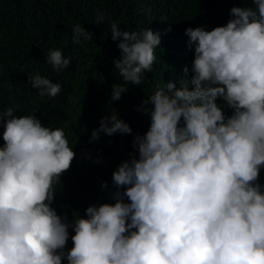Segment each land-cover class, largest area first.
Returning <instances> with one entry per match:
<instances>
[{"label": "clouds", "instance_id": "1", "mask_svg": "<svg viewBox=\"0 0 264 264\" xmlns=\"http://www.w3.org/2000/svg\"><path fill=\"white\" fill-rule=\"evenodd\" d=\"M252 4L232 7L228 22L212 30L185 29L190 79L169 80L141 102L150 127L133 136L135 154L112 173L115 202L90 205L71 223L51 206L53 184L75 157L64 130L35 114L0 111V264H264V0ZM72 33L74 44L92 39L80 24ZM110 33L119 41L114 69L126 84L141 85L161 34L122 31L116 22ZM46 63L60 72L71 57L49 49ZM28 78L41 96L62 91L39 73ZM126 90L112 85L111 99ZM101 133L132 128L112 111L90 141Z\"/></svg>", "mask_w": 264, "mask_h": 264}, {"label": "trees", "instance_id": "2", "mask_svg": "<svg viewBox=\"0 0 264 264\" xmlns=\"http://www.w3.org/2000/svg\"><path fill=\"white\" fill-rule=\"evenodd\" d=\"M234 6L254 7L252 0H0V111L11 107L18 117L35 114L46 126L62 128L75 153L70 168L53 184L51 206L58 215H66L71 223L74 216L83 217L90 205L115 202L112 173L135 154L133 136L150 127V113L142 114L138 106L169 80L190 79L191 73L185 77L183 72L193 60L185 29L225 25ZM98 13L104 15L101 23ZM111 22L122 31L150 28L161 34L152 72L145 73L141 85L126 84L114 69L112 61L120 58V50L119 41L111 39ZM75 24L91 32L92 39L81 37V43L74 44ZM55 48L71 57L68 68L60 72L46 63L48 50ZM36 73L59 82L61 93L52 98L39 95L28 82ZM116 83L127 90L113 101L111 88ZM112 111L130 125L132 133H101L98 140L90 141L92 130ZM224 111L231 115V109ZM3 131L0 123V146L5 143ZM260 182L264 183V168ZM69 231L66 250L72 247L74 235Z\"/></svg>", "mask_w": 264, "mask_h": 264}, {"label": "bare ground", "instance_id": "3", "mask_svg": "<svg viewBox=\"0 0 264 264\" xmlns=\"http://www.w3.org/2000/svg\"><path fill=\"white\" fill-rule=\"evenodd\" d=\"M101 75V74H100ZM73 78V77H72ZM75 79V78H74ZM73 81V80H72Z\"/></svg>", "mask_w": 264, "mask_h": 264}]
</instances>
